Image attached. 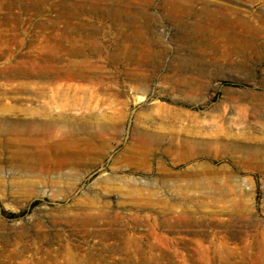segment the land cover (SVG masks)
<instances>
[{"label":"rangeland","instance_id":"1","mask_svg":"<svg viewBox=\"0 0 264 264\" xmlns=\"http://www.w3.org/2000/svg\"><path fill=\"white\" fill-rule=\"evenodd\" d=\"M0 264H264V0H0Z\"/></svg>","mask_w":264,"mask_h":264}]
</instances>
